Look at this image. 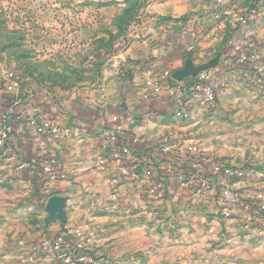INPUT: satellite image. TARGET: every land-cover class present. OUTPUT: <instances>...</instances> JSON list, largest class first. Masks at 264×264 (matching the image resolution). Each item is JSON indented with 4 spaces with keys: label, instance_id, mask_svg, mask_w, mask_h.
<instances>
[{
    "label": "crops",
    "instance_id": "crops-1",
    "mask_svg": "<svg viewBox=\"0 0 264 264\" xmlns=\"http://www.w3.org/2000/svg\"><path fill=\"white\" fill-rule=\"evenodd\" d=\"M255 2L150 0L147 11L159 21L110 60L103 77L88 86L64 91L40 86L30 91L17 88L15 72L0 73V118L6 120L0 155L11 175L10 193L0 188V264H60L35 255L36 244L39 238L56 236L69 227L93 230V254L111 264L203 263L177 258L188 256L194 243L203 249L204 232L194 222L202 225L209 219L205 213L213 210V199L190 206L186 193L177 192L180 196H173L167 206L172 216L168 222L175 223L171 233L137 223L141 220L136 212L157 203L145 194L140 181L121 173L120 160L106 138L117 125L133 153L149 143L167 141L174 147L194 145L231 165L246 161L252 172L238 187L264 213V93L251 75L242 73L247 63L223 59L227 39L234 33H249L254 41L255 47H242L246 55L264 48V15L245 27L229 21ZM218 11L225 14L217 18ZM186 19L192 21L189 32L183 31ZM189 58L194 66L211 63V79L228 83L217 89L214 107L193 103L191 117L177 120L172 116L174 96L164 89L144 98L143 82L148 66L173 72ZM259 65L254 64L256 69ZM256 72L264 77V68ZM165 85L174 83L167 79ZM32 118L57 123L63 130L61 138L41 136L29 124ZM47 154L56 156L58 174L49 189L46 177L37 189L29 176ZM159 167L163 171L165 163ZM184 202L200 213L177 218L174 213ZM243 216L239 211L225 221L211 220L213 225H224L228 244L224 241L218 254L224 257L206 264H264V216H255L258 225ZM118 258L122 261L116 262Z\"/></svg>",
    "mask_w": 264,
    "mask_h": 264
},
{
    "label": "built area",
    "instance_id": "built-area-1",
    "mask_svg": "<svg viewBox=\"0 0 264 264\" xmlns=\"http://www.w3.org/2000/svg\"><path fill=\"white\" fill-rule=\"evenodd\" d=\"M218 9V6H216ZM219 12V11H218ZM225 11L217 13L216 17L221 18ZM264 15V0H256L255 4L245 12L231 15L229 21L235 27H245L250 22L262 18ZM191 19L183 21V31L191 30ZM194 32V31H191ZM195 33V32H194ZM227 50L230 60L236 64L247 63L241 71L245 75H251L258 90L264 93V77L252 70V65L259 63L256 71L264 68V48L255 50L246 55L242 51L244 45L255 47V43L249 33L232 34L227 39ZM174 80L167 70H155L152 65L148 66L146 78L143 82V97L161 93L164 89L176 100V108L172 116L177 120H187L191 117V106L193 103H200L209 108L215 106L216 92L219 87L225 86L227 79L213 81L208 69L200 71L195 77H188L179 83L174 80V85H165L164 81ZM5 118H0V144L5 139L6 126ZM29 124L36 127L37 132L52 140H59L63 134L62 128L55 122L32 118ZM107 140L114 147L116 158L120 160V171L131 180L140 181L145 194L151 197L157 204L151 208H144L138 211L147 217L157 215L159 206L168 205L172 194L184 191L190 206L202 205L212 198L215 205L213 210L206 212L212 221H225L233 218L239 211L244 215V220L251 214L250 200L238 187L242 180L248 178L252 172L250 165L243 161L237 165H231L228 159L220 158L211 162L210 157L194 145L188 144L183 147H174L167 141L149 143L147 148L139 153H133L122 137V127L117 125L112 131L107 132ZM9 147H6V151ZM5 151V152H6ZM166 159V167L161 176L156 173V168L161 160ZM22 166H20L21 168ZM41 170L46 177L44 182L47 189L53 184L58 174L57 158L54 154H47L41 162ZM184 202L188 206V204ZM170 219L171 215L168 214ZM151 220V219H150ZM217 225L206 227V232L214 237L218 243L224 241L222 230ZM95 240V232L80 227H69L62 230L56 236H43L39 239L38 250L45 251L52 255L60 264H111L106 258L93 254L92 247Z\"/></svg>",
    "mask_w": 264,
    "mask_h": 264
},
{
    "label": "rangeland",
    "instance_id": "rangeland-1",
    "mask_svg": "<svg viewBox=\"0 0 264 264\" xmlns=\"http://www.w3.org/2000/svg\"><path fill=\"white\" fill-rule=\"evenodd\" d=\"M149 3L150 0H0V73L15 72L17 88L26 87L30 91L40 86L73 90L97 82L110 60L133 39L146 36L150 25L159 21V17L147 11ZM10 178L8 162L0 155V188L4 192L10 193ZM167 206L165 203L162 210L159 206L156 210L159 213L152 218L141 214L137 223L173 232L175 223L168 222L171 219ZM191 212L199 211L184 204L174 215L185 218ZM211 222L209 219L202 225L198 220L194 222L205 233L201 238L205 243L201 245L203 249L198 242L194 243L188 256L177 260L186 258L206 264L224 257L218 254L228 239L227 231L218 223L217 229L223 231L225 238L222 244L216 242L206 232V227L213 225ZM35 251L39 257L56 260L45 251Z\"/></svg>",
    "mask_w": 264,
    "mask_h": 264
},
{
    "label": "trees",
    "instance_id": "trees-1",
    "mask_svg": "<svg viewBox=\"0 0 264 264\" xmlns=\"http://www.w3.org/2000/svg\"><path fill=\"white\" fill-rule=\"evenodd\" d=\"M223 56H225V58H230L227 49L223 52ZM223 59H224V57H223ZM251 68L255 72V75H256V73H257L256 72V67L254 65H252ZM167 71L169 73L172 72V70H167ZM171 81L174 82V80H171ZM209 157H210L211 162H216L217 160L220 159L217 156H209ZM42 160H43V158L40 159L39 168L36 169V171H34L33 174H31L29 176L31 182L34 184V186L37 189H39L40 187L43 186V180H44V177H45L44 174H43V172H42V170H41V162H42ZM119 160H121V159H119ZM163 163H165V165L167 164L165 158H163L161 160V163L160 164H163ZM156 173H158L161 176H163L161 167H157L156 168ZM250 212H251V214H250V216L248 218H246V222H248L250 224L258 225L259 222H258V220L256 219L255 216H261V217H263L264 216V213L262 211H260L258 209V207L255 204H253L252 202H250Z\"/></svg>",
    "mask_w": 264,
    "mask_h": 264
},
{
    "label": "water",
    "instance_id": "water-1",
    "mask_svg": "<svg viewBox=\"0 0 264 264\" xmlns=\"http://www.w3.org/2000/svg\"><path fill=\"white\" fill-rule=\"evenodd\" d=\"M211 63L194 66L191 59H187L182 68L177 69L171 73V78L176 81H181L187 77H195L200 71L212 67Z\"/></svg>",
    "mask_w": 264,
    "mask_h": 264
}]
</instances>
